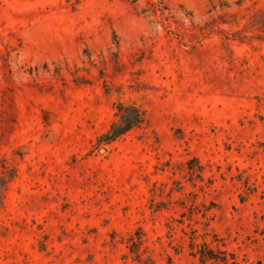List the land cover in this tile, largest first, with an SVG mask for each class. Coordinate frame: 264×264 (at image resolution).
<instances>
[{
    "label": "rangeland",
    "instance_id": "rangeland-1",
    "mask_svg": "<svg viewBox=\"0 0 264 264\" xmlns=\"http://www.w3.org/2000/svg\"><path fill=\"white\" fill-rule=\"evenodd\" d=\"M238 1L164 0L166 28L149 0H0V264H140L139 230L154 264H200L193 236L264 264V41L199 30L264 7ZM119 102L146 119L107 141Z\"/></svg>",
    "mask_w": 264,
    "mask_h": 264
},
{
    "label": "trees",
    "instance_id": "trees-1",
    "mask_svg": "<svg viewBox=\"0 0 264 264\" xmlns=\"http://www.w3.org/2000/svg\"><path fill=\"white\" fill-rule=\"evenodd\" d=\"M245 0H239L236 5L242 7ZM149 9L152 15L160 14V22L166 27L170 28L172 16L166 15L169 9L164 0H149ZM230 6L222 4L219 6L220 10L226 11ZM218 9L210 11V15ZM248 15V16H247ZM246 22L241 25V21ZM224 25H228V29H224ZM198 27V26H197ZM200 31L222 32L230 36L238 37L239 39H257L264 41V7L254 8L248 10L241 17L237 13L224 12L217 16H211V19L206 21L199 27ZM229 39V37H227ZM146 119V112L135 104H126L119 102L117 104L116 119L111 123V126L104 138L107 141H113L119 136L123 135L132 128L138 126ZM18 174V167L14 162L3 159L0 165V203L3 202L5 193L9 183L16 178ZM199 236L191 237L192 255L198 258L200 264H238L236 256L227 250L220 247H214L204 237L201 241ZM127 248L134 261L140 264H154V259L147 255L142 249L143 233L136 231L134 234L125 238Z\"/></svg>",
    "mask_w": 264,
    "mask_h": 264
}]
</instances>
